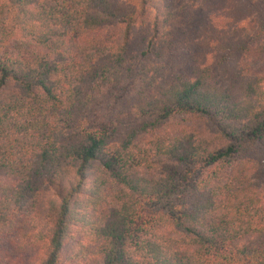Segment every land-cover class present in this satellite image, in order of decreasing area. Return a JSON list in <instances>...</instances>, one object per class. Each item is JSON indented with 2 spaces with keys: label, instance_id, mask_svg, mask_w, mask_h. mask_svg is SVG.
I'll return each mask as SVG.
<instances>
[{
  "label": "trees",
  "instance_id": "16d2710c",
  "mask_svg": "<svg viewBox=\"0 0 264 264\" xmlns=\"http://www.w3.org/2000/svg\"><path fill=\"white\" fill-rule=\"evenodd\" d=\"M0 264H264V0H0Z\"/></svg>",
  "mask_w": 264,
  "mask_h": 264
}]
</instances>
